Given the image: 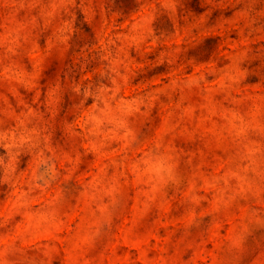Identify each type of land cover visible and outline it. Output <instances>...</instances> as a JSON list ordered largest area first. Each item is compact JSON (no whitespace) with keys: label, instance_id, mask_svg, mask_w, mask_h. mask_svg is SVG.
Instances as JSON below:
<instances>
[{"label":"rangeland","instance_id":"1","mask_svg":"<svg viewBox=\"0 0 264 264\" xmlns=\"http://www.w3.org/2000/svg\"><path fill=\"white\" fill-rule=\"evenodd\" d=\"M0 264H264V0H0Z\"/></svg>","mask_w":264,"mask_h":264}]
</instances>
